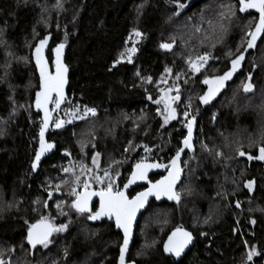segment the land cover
I'll return each mask as SVG.
<instances>
[{
  "label": "trees",
  "instance_id": "1",
  "mask_svg": "<svg viewBox=\"0 0 264 264\" xmlns=\"http://www.w3.org/2000/svg\"><path fill=\"white\" fill-rule=\"evenodd\" d=\"M179 2L185 7L178 9L176 0H0V260L116 264L120 233L109 221L90 224L88 214L71 207L74 177L64 169L85 180L88 173L95 174L92 163L98 153L99 167L110 169L117 180L114 188H121L142 154L156 157L160 144V156H173L186 130L177 121L162 126L154 102L171 88L180 97L177 107L190 104L200 111L195 146L184 157L179 202L150 204L138 221L129 260L264 264L261 255L247 260L253 247L264 254V161L248 166L238 154L256 156L264 145V36L220 92L202 104L199 97L208 90L203 80L223 75L231 60L244 54L257 16H242L239 0ZM133 30L143 35L135 37ZM47 34L52 35L50 49L58 43L68 46L69 86L64 106L51 107L55 128L48 140L56 152L34 175L40 115L32 108L38 77L31 51ZM133 40L137 51L132 63L126 58L116 63ZM161 43L173 46L165 50ZM205 53H210L207 63L193 73L188 58ZM47 58L51 63L50 51ZM249 82L253 89L246 93L242 85ZM85 108L95 109V115L85 116ZM57 120L64 121L59 128ZM247 181H254L252 191L245 187ZM41 217L67 227L54 232L47 247L31 248L26 232ZM177 227L195 238L180 261L162 252L166 236Z\"/></svg>",
  "mask_w": 264,
  "mask_h": 264
},
{
  "label": "snow or ice",
  "instance_id": "2",
  "mask_svg": "<svg viewBox=\"0 0 264 264\" xmlns=\"http://www.w3.org/2000/svg\"><path fill=\"white\" fill-rule=\"evenodd\" d=\"M59 4V0H57ZM177 8L182 9L185 7L184 4L180 3L179 0H176ZM240 11L244 12L246 9H255L259 13V20L255 24L254 29H251L247 32V35L250 39L247 41V48H253L256 46L257 39L264 34V0H239ZM179 14L178 12L176 13ZM133 35L135 37H141L143 34L138 30H133ZM47 37L40 40L38 45L35 48V60L37 68L40 72V90L36 93L35 106L37 109H43L45 113V118L43 124L40 129V144L41 148L36 152L35 161H39L41 154L43 151L50 149L52 147L51 144L45 145L44 142V130L48 126V118L51 115V112L48 108L49 103H53L56 108H59L61 103L64 101V84H65V73L67 72L66 66L61 62V53L64 48V44H59L54 50L56 53L55 63V73H51L48 71L47 62L44 60L42 52L44 46L47 44ZM132 39V36L129 37ZM171 43H161L160 47L165 50H171ZM247 49H245L246 51ZM137 51L135 47V41L133 40V46L128 48L124 53L120 54L119 59L116 63H119L121 60L127 59L128 63H132V55ZM210 57V53H205L203 56H198L195 60H192L191 57L188 58L189 69L193 72H200L201 68L207 63ZM244 54L240 53L234 59L231 60V69L225 71L223 75L215 76L211 79L205 78L203 83L208 85L207 92L204 93L203 96H200V102L202 104H208L220 91L221 88L224 87L225 81L230 80L232 78L233 73L239 67L241 61L244 60ZM115 66V64L113 65ZM171 70L165 68V72H170ZM150 79V78H149ZM249 80L251 77L249 76ZM244 92H250L253 89V85L249 83H244L242 85ZM168 91H171L169 89ZM177 89V93H178ZM151 99V97H149ZM180 97L177 94L175 97L165 96L162 99H157L154 102L159 105L163 102L164 109L160 114L163 116L164 124H167L170 120H174L177 118L176 109L171 106L172 103L179 100ZM159 112V109H158ZM88 113L95 115V109L93 108H85L84 115L86 116ZM185 117L184 127L187 129V135L182 140V147H179L176 151L175 157L170 159L169 165L164 164H148L143 161L136 163L133 166V171L131 177L128 179V182L124 184V189H127L129 185L134 184L137 180H145L148 181V187L146 190L137 192V194L129 199V197L125 194L124 190L119 188H114V182L111 179V174L109 170H104V176H95V182L98 184L103 183L104 177L108 178V183L106 186L100 188L99 191H91L90 184L88 180H82L79 174L73 172L72 169L65 168L64 172H71L74 181L73 186L71 187V191L69 195L73 196L74 199L71 203V207L76 210L78 213H89V220H98L102 217H108L109 219L115 220V225L117 228L121 229L124 234L123 245L120 248V264H125V252L127 250V246L129 244V240L132 235V224L136 218L137 211L142 208L147 201L149 196H155L157 200L160 199L162 195L167 196L169 200H177L179 201L180 197L177 193L173 191V186L175 185L177 179L180 176L181 169L178 166V161L180 160L181 153L184 152L185 149L191 150L192 145V132H193V123L195 121V117L192 119H187L189 116V112L186 110L183 113ZM81 119L84 117L81 116ZM70 122V121H69ZM64 121L57 120L55 122V126L57 128L61 127ZM163 126V125H162ZM206 148V146H205ZM127 151V149H126ZM145 151H149V149L145 148ZM238 154L240 156H245L246 153L238 150ZM99 154H95L93 157V164H97V156ZM217 156L220 153H216ZM248 160L257 159L260 161H264V145L259 146L258 155L252 156L247 154ZM119 163V162H114ZM37 167L36 162H33L32 169L35 170ZM111 167V166H110ZM151 168H165L168 172L166 176H163L160 180H157L155 183H152L148 180V170ZM85 171V168L81 166V173ZM88 172H91L92 169H87ZM118 174V173H117ZM68 183V181H65ZM254 181H247L245 183V187L249 190L252 189ZM83 188L78 191L80 186ZM60 185H56V188L59 189ZM52 193L49 192V198H51ZM98 196L99 197V207L92 212L89 208V202L91 197ZM47 207V204H45ZM57 208L60 207V203H57ZM240 207L239 203L236 205ZM255 223V221H252ZM67 225L61 224L59 226L54 225L47 217H41V219L36 223L29 227L28 230V243L35 248L37 244L43 245L47 247L50 243L49 237L53 232H62L66 230ZM203 235V233H202ZM192 234L188 231H185L182 227H177L175 231L168 236L167 241L164 243V252L170 253L176 257H179L181 253L184 251L185 247L192 241ZM248 246V245H246ZM261 255V258L264 259V254H260L253 247L252 251L247 254V260L251 261L253 256ZM0 264H4L2 260H0Z\"/></svg>",
  "mask_w": 264,
  "mask_h": 264
},
{
  "label": "water",
  "instance_id": "3",
  "mask_svg": "<svg viewBox=\"0 0 264 264\" xmlns=\"http://www.w3.org/2000/svg\"><path fill=\"white\" fill-rule=\"evenodd\" d=\"M239 13H240L242 16H244V15H248V14H255V15L257 16L256 23H257L258 20H259V13H258L255 9H246L244 12H241V11H240V7H239ZM256 23H255V24H256ZM254 27H255V25H254ZM254 27H253L252 29H254ZM263 36H264V34H261V36H260V37L257 39V41H256V46L253 47V48H247V44H246L245 49H247V50H246V51L244 50V55H246V54L249 53L250 51H254V50L256 49L257 45L259 44V42L261 41V39L263 38ZM45 37H47L48 39H47V44H46V45L44 46V48H43L42 55H43L44 60L47 62V68H48V71L54 74V73H55V63H54V61H55V59H56V53H55L54 50H55L56 47H57L59 44H61V43L56 44V45L52 48V51H51L52 62L50 63L49 60H48V58H47V55H48V53H49V49H50V47H51V43H52V35L47 34V35H45L42 39H44ZM42 39H40V40H42ZM249 39H250V37H248V40H249ZM40 40H39V41H40ZM39 41L35 44V46H34L33 49H32V52H31V60H32V63H33V65H34V68H35V71H36V75H37V77H38V89H37V91L40 90V72H39V70H38V68H37V65H36V60H35L34 53H35V48H36V46L38 45ZM63 44H64V48H63L62 53H61V62H62V63L66 66V68H67V72L65 73L64 101L61 103L60 107H59V108H56V109H60V108H62V107L64 106L65 101H66V96H67V89H68V86H69V69H68V67H67V65H66V63H65L66 53H67L68 46H67L65 43H63ZM37 91L35 92V94H34V96H33L32 108H33V110H34L35 113H37V114L40 115V129H41V126H42L43 121H44V118H45V113H44V110H43V109H37L36 106H35V100H36V93H37ZM52 105H54V104H53V103H49V105H48V108H49L50 112H51V107H52ZM54 106H55V105H54ZM48 121H49V122H48V126H47V127L45 128V130H44V142H45V145H47V144H51L52 147H51L50 149H47V150L43 151L42 154H41L40 160H39V161H35L36 152L39 151L40 148H41V144H40V129H39V132H38L37 148H36V150H35L34 158H33V160H32V164H33V162H36V164H37V167H36L35 170L32 169V164H31V171H32V173H33L34 175H36V174L39 172L42 163H43L46 159L50 158V157L56 152V145H55V143L52 142V141H49V140H48L49 133H50V131H51V129H52V125H53V115H52V112H51V115H50L49 118H48ZM197 126H198V121L195 120L194 123H193V132H192V145H193L192 149H191V150H189V149H185L184 152L181 153L180 160L178 161V166H179L180 169H181V173H180V176H179V178L177 179L175 185L173 186V191H174L175 193H177V194H178V188L180 187V185H181V183H182V181H183V178H184V168H183L184 157H185L187 154L192 153L193 150H194L195 139H196V132H197ZM186 135H187V129H186ZM186 135H185V136H186ZM182 146H183V145H182V142H181L180 147H182ZM175 154H176V153H175ZM175 154L173 155V157H175ZM173 157H172V158H173ZM239 159H242V160L247 161L248 166H250V164H251L253 161H260V160H257V159L248 160V159H247V154H246L245 156H240V155H239ZM260 162H262V161H260ZM138 163H139V162H138ZM144 163H148V164H157V163H159V162H144ZM169 164H170V160H169L167 163H164V165H169ZM132 171H133V169H132ZM132 171L130 172V174H129V176H128V178H127V180H126V182H125L124 184H126V183L128 182V179L131 177ZM167 174H168V172H167V170H166L165 168H151V169L148 170L147 176H148V180H150L152 183H155L157 180H160L163 176H166ZM153 176H159V177H158L157 179H155V180H151V177H153ZM124 184H123V186H124ZM123 186L121 187V190H124V191H125V194L129 197V199H131L132 197H134V196L137 194V192H141V191L146 190L147 187H148L149 185H148V181H145V180H137L134 184L129 185V187H128L127 189H124ZM139 187H142V189L139 190V191H137L134 195L129 196V193H130L132 190H134V189H136V188H139ZM89 190H91V189H89ZM91 191H99V190H91ZM152 202H154V203L157 204V205H160V204H162V203L177 204L179 201H177V200H175V199H173V200H169L168 197H167V196H164V195H162V196L160 197L159 200H157L155 196H149V197L147 198V201L145 202L144 206H143L142 208H140V209L137 211V213H136V218H135V220L133 221V224H132V235H131V238H130V240H129V244H128V246H127V250H126V252H125V264H136L135 262L129 260L130 251H131L132 244H133L134 237H135V230H136V227H137V224H138V221H139L141 215L144 214V213L147 211V209L149 208V206H150V204H151ZM99 203H100V202H99V197H98V196H93V197H91V200H90V202H89V208H90V210H91L92 212H94V211L99 207ZM94 206H95V208H94ZM73 209H74V208H73ZM84 214H88V215H89V213H87V212L84 213ZM105 221H109V222L113 223V224H114V229H115V231L118 232V233H120V235H121V243H120V246H119V248H118V255H117V259H116V264H120V262H119L120 248H121V246L123 245L124 234H123V231H122L121 229H119V228L116 227L114 218H113V219H109L108 217H102V218H100V219H98V220H89V223L92 224V225H100V224H102V223L105 222ZM36 223H37V222H36ZM36 223H34V224H36ZM175 229H176V228H175ZM175 229L171 230V231L168 233V235L166 236V238H165V240H164V242H163V244H162V252H163V255H164L165 257H167V258H171V259H174V260H176V261H180V260H182V259L188 254V252H189V251L192 249V247L194 246L195 238H194L193 234L190 232V233L192 234L193 239H192V241L187 245V247H185L184 251L181 253V255H180L179 257H176V256H174V255H172V254H170V253H166V252H164V243L167 241L168 236L171 235V233H172L173 231H175ZM183 229H184V228H183ZM28 230H29V229H28ZM28 230H27V232H26V236H25L26 243H27V245H28L29 247L33 248V247L28 243V239H27V236H28ZM184 230H185V231H188V230H186V229H184ZM188 232H189V231H188ZM53 233H54V232H53ZM53 233L51 234V236L49 237V239L52 237ZM38 245H40V244H37L36 246H38Z\"/></svg>",
  "mask_w": 264,
  "mask_h": 264
},
{
  "label": "rangeland",
  "instance_id": "4",
  "mask_svg": "<svg viewBox=\"0 0 264 264\" xmlns=\"http://www.w3.org/2000/svg\"><path fill=\"white\" fill-rule=\"evenodd\" d=\"M32 52V51H31ZM238 69V68H237ZM169 89H171V88H167L166 90H164L163 92H162V94H161V97L159 98V99H162V98H164L165 96H168V97H175L177 94H176V90L175 89H171V91H168ZM222 89V88H221ZM220 89V90H221ZM220 92V91H219ZM218 92V93H219ZM217 93V94H218ZM178 102H179V100H177V101H175L174 103H172L171 104V106L173 107V108H175L176 109V112H177V118L176 119H174V120H170L167 124H164V120H163V116H162V124H163V126L164 127H166V126H168L170 123H172V122H174V121H177V123H179V125H180V122L182 121V120H184L185 119V117H184V115H183V113L185 112V110H186V108H188V107H191L192 108V115H193V117H195V120H198V117H199V114L200 113H198V112H200V111H194V109H193V107L190 105V104H183V105H181V106H179V107H177L178 106ZM159 107H160V113L161 112H163V109H164V104H163V102L161 103V104H159L158 105ZM179 111V112H178ZM91 114V113H90ZM73 117V115L70 117V120L71 119H73L72 118ZM55 127H54V124L52 125V129H54ZM185 130H186V128H185ZM158 147H159V151H158V153L162 150V148H163V145H158ZM157 153V155H156V157H147L146 155H144V154H142L137 160H136V162H134V165L136 164V163H138V162H141V161H143V162H153V161H148V160H150V159H160V158H163V159H166V158H168V157H173V156H169L168 154V156L165 154V155H163V156H160L161 154L159 153L158 154ZM155 161V160H154ZM158 161V160H157ZM99 164H100V158H99V156H97V164H93L92 163V169H93V172H95V174H92V173H88V175H87V178H86V180H88L89 181V184H90V189L91 190H100V188H102V187H104V186H106V184L108 183V178L107 177H104V179H103V183L102 184H98V183H96L95 182V179H94V177L95 176H101V177H103L104 176V169H101L100 167H99ZM101 171V172H100ZM109 172H110V174H111V179H112V181L114 182V186L117 184V180L115 179V174H112L111 173V171H110V169H109ZM83 187V186H82ZM94 188H96V189H94ZM117 188H119V187H117ZM119 189H121V188H119ZM248 189V188H247ZM249 190V189H248ZM253 190V187H252V189L251 190H249V191H252Z\"/></svg>",
  "mask_w": 264,
  "mask_h": 264
},
{
  "label": "built area",
  "instance_id": "5",
  "mask_svg": "<svg viewBox=\"0 0 264 264\" xmlns=\"http://www.w3.org/2000/svg\"><path fill=\"white\" fill-rule=\"evenodd\" d=\"M186 110L189 112V116H188L187 119H192L193 115H192L191 108L188 107V108H186ZM186 110H185V111H186ZM185 122H186L185 119L182 120V121L180 122V125H181L182 127H184V123H185ZM184 128H185V127H184ZM170 159H171V157H168V158H166V159H160L159 161H153V162H159L160 164H164V163H167Z\"/></svg>",
  "mask_w": 264,
  "mask_h": 264
},
{
  "label": "flooded vegetation",
  "instance_id": "6",
  "mask_svg": "<svg viewBox=\"0 0 264 264\" xmlns=\"http://www.w3.org/2000/svg\"><path fill=\"white\" fill-rule=\"evenodd\" d=\"M52 48L49 49L50 52L52 51ZM2 261L4 262V264H10V259L9 258H4V259H2Z\"/></svg>",
  "mask_w": 264,
  "mask_h": 264
}]
</instances>
